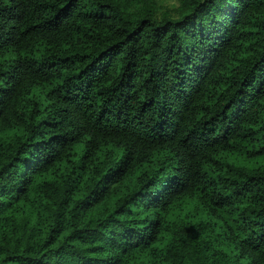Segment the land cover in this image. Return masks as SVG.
<instances>
[{
    "label": "trees",
    "instance_id": "obj_1",
    "mask_svg": "<svg viewBox=\"0 0 264 264\" xmlns=\"http://www.w3.org/2000/svg\"><path fill=\"white\" fill-rule=\"evenodd\" d=\"M0 0V264H264V0Z\"/></svg>",
    "mask_w": 264,
    "mask_h": 264
},
{
    "label": "rangeland",
    "instance_id": "obj_2",
    "mask_svg": "<svg viewBox=\"0 0 264 264\" xmlns=\"http://www.w3.org/2000/svg\"><path fill=\"white\" fill-rule=\"evenodd\" d=\"M157 2L162 10H172L178 5V0H157Z\"/></svg>",
    "mask_w": 264,
    "mask_h": 264
}]
</instances>
